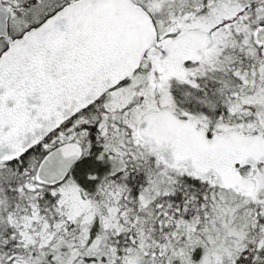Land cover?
<instances>
[{"label":"snow or ice","instance_id":"1","mask_svg":"<svg viewBox=\"0 0 264 264\" xmlns=\"http://www.w3.org/2000/svg\"><path fill=\"white\" fill-rule=\"evenodd\" d=\"M0 264H264V0H0Z\"/></svg>","mask_w":264,"mask_h":264}]
</instances>
